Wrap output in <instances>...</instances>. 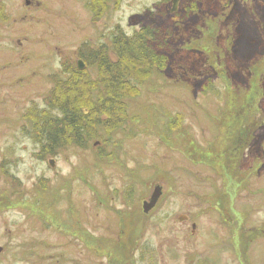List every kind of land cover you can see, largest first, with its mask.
<instances>
[{"label":"rangeland","instance_id":"374dc122","mask_svg":"<svg viewBox=\"0 0 264 264\" xmlns=\"http://www.w3.org/2000/svg\"><path fill=\"white\" fill-rule=\"evenodd\" d=\"M36 1L0 0L9 16L0 20V264H264V167L236 195L229 167L201 162L202 151L221 156L227 119L261 112L264 0L187 13L181 0L171 13V0L164 16L160 0H109L97 22L87 0ZM148 24L171 34L170 62L127 100L125 129L113 142L99 134L84 149L38 154L25 115L47 106L54 75L66 77L87 45L110 48L118 29L132 36ZM156 186L163 194L144 214ZM128 208L139 210L128 227L109 230V210Z\"/></svg>","mask_w":264,"mask_h":264},{"label":"trees","instance_id":"16d2710c","mask_svg":"<svg viewBox=\"0 0 264 264\" xmlns=\"http://www.w3.org/2000/svg\"><path fill=\"white\" fill-rule=\"evenodd\" d=\"M108 1L87 0L86 7L92 12L95 22L107 12ZM120 1L114 0L116 6ZM170 3L171 0H160L162 16L167 14L165 6ZM230 3L231 0H181L180 11L213 12ZM185 18L187 16L178 20ZM170 35L165 28L148 24L132 36L118 29L110 48L107 44L101 48L87 45L84 51L80 50L78 58L84 61L86 69L81 71L72 63L65 68L63 76L66 77L54 75V86L46 99L47 106L31 109L25 115L30 134L39 144L38 154L55 157L68 146L84 149L99 134L106 137L105 143L123 130L129 121L127 100L139 97L140 86L154 72L164 71L169 66V53L172 51ZM89 69L95 72L92 77ZM202 89L208 91L209 87ZM245 109L247 111V107ZM251 112L253 118L260 114L255 107ZM240 121L243 125L244 118ZM177 123L181 127L180 120L169 123V133H174L173 125Z\"/></svg>","mask_w":264,"mask_h":264},{"label":"flooded vegetation","instance_id":"af4514ba","mask_svg":"<svg viewBox=\"0 0 264 264\" xmlns=\"http://www.w3.org/2000/svg\"><path fill=\"white\" fill-rule=\"evenodd\" d=\"M39 4H40V2L36 1V0H25L26 8H33L35 6H38ZM0 9H1L0 20L2 22H5L6 18L9 17V16H7V9L5 6H1V5H0ZM2 9H3V14H1ZM106 44L107 43L101 44V47L106 46ZM79 60H82V59L77 58L75 60V65L77 68H78L77 62ZM83 64H84L83 70H85L86 64L84 63V61H83ZM83 70H81V71H83ZM131 100H133V99H131ZM229 101L226 103L227 106H229ZM263 103H264V101H263ZM224 120H226V119H224ZM227 122L229 123V125H227L226 128H224L225 129V132H224L225 137L223 138V135L221 134V132L219 133V135L215 136L217 142L219 141L218 137H221V139L223 138L222 139V145H221V142L218 143V146L222 149L221 154H220L221 156H219V155L213 156L212 155L213 157L209 158V156H204L203 151H202L201 153L203 155V157H202L203 160H201V162L208 164L214 171H216L218 169V167H223V168L229 167L228 168V171H229L228 175L232 179L230 181L231 184L234 185L233 182L238 184L237 185L238 187L235 190L236 192L234 191V194L237 195L238 192L242 188L244 190H247V191L249 190L252 175L254 173L257 174L264 167V137H262V139L260 140V157L256 158V156H255V158H254L255 161H253V163H252V157L254 155L253 144H254L255 140L257 139V136L258 135L261 136L260 134H258L261 131V129H259V128L264 125V104L261 105L260 114L257 115L255 118H253V114L251 112L250 106L247 107L246 116H245L243 125H241V121L238 122L235 118L227 119ZM128 123H129V121H128ZM120 131H122V130H120ZM107 140H108V138H107ZM107 142H113V141H112V139H110V141L108 140ZM246 155L248 156L247 157L248 159L250 158L249 161H251L252 165L256 164L257 166L253 167L250 164L251 166L246 168L247 170L245 172H243V176L240 178L239 177L240 176L239 167L241 166V163H242L241 159H242V157L246 158ZM221 158H223L224 160L221 161ZM209 159H212V160H209ZM220 164H224V165L220 166ZM233 175H236L235 178L237 181H233ZM162 194H163V190L161 187V195ZM161 195H160V197H161ZM128 196H129V198H131L132 202H134L133 192L131 194H129ZM160 197H159V199H160ZM129 198H128V200H129ZM159 199L157 200V203H158ZM157 203H156V205H157ZM155 206H154V208H155ZM154 208H152L148 212H145L143 210V212H144V214H147L151 211H155ZM217 210H219V209H217ZM109 211L112 214H110V215L106 214V216L107 217L111 216L109 218V223H108V225H110V228H109V226H108V228L112 232H117V229H119L120 232H123L124 227L127 228L129 223L132 221L131 217H132L133 213L139 212V210H134V209H129V208L128 209H111ZM219 212H220V210H219ZM224 217H222V218H224ZM185 220H186V218H185ZM124 223H126V225ZM193 227H195V224H193Z\"/></svg>","mask_w":264,"mask_h":264},{"label":"water","instance_id":"95a60500","mask_svg":"<svg viewBox=\"0 0 264 264\" xmlns=\"http://www.w3.org/2000/svg\"><path fill=\"white\" fill-rule=\"evenodd\" d=\"M178 2H179V0H173L171 13H173V12H175L177 10ZM77 66H78V69L79 70H83L84 69L83 68L84 67L83 61L82 60H79L77 62ZM54 163H55V160L54 159H51L49 161V164H50L51 167H54L55 166ZM160 195H161V187L160 186H156L155 189H154V191H153V194H152L150 200L149 201H145L143 203V210L145 212H148L149 210H151L152 208H154V206L156 205L157 200L159 199ZM0 250H1V248H0Z\"/></svg>","mask_w":264,"mask_h":264}]
</instances>
